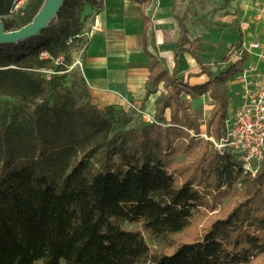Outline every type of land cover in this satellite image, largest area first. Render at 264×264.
Here are the masks:
<instances>
[{
  "label": "trees",
  "instance_id": "trees-1",
  "mask_svg": "<svg viewBox=\"0 0 264 264\" xmlns=\"http://www.w3.org/2000/svg\"><path fill=\"white\" fill-rule=\"evenodd\" d=\"M13 1L0 0L6 30L29 23L43 2L26 0L14 9ZM133 1L142 5L144 20L147 61L134 63L149 72L144 100L158 92L152 123L133 126L124 108L93 103L83 75L74 73L67 84L65 73H40L53 59L68 57L69 37L78 48L87 46L80 35L103 0H64L39 34L0 43V264H253L264 254V162L251 174L230 153L207 145L188 165L178 166L173 157L175 140L183 152L199 144L187 132L199 133L190 111L198 95L208 93L213 101L207 126L217 137L224 132L227 82L248 53L217 73L204 66L200 37L191 39L185 22L196 1L188 0L181 13L174 4L178 35L169 70L148 49L154 38L153 31L147 36L149 0ZM242 39L238 29L232 45L238 52ZM183 55L205 78H184L178 71ZM237 185L244 197L227 214L213 215L197 235L177 240L197 211L214 209ZM143 231L161 246L152 249Z\"/></svg>",
  "mask_w": 264,
  "mask_h": 264
},
{
  "label": "crops",
  "instance_id": "crops-1",
  "mask_svg": "<svg viewBox=\"0 0 264 264\" xmlns=\"http://www.w3.org/2000/svg\"><path fill=\"white\" fill-rule=\"evenodd\" d=\"M180 1L149 0L145 8V14L150 18L147 35H150L153 30L154 38L157 39L159 33L163 34L164 30L170 29L172 32L175 29L178 30L174 18V4H179ZM196 1L193 3L194 6L193 4L191 6L193 13L197 10ZM233 1L230 0L228 7H232ZM236 2L246 6L249 3V1L242 2L240 0ZM189 17L196 20L194 15H189ZM188 18L185 21L187 28ZM262 27L264 28V22ZM143 29L142 5L133 0H103L102 10L94 14L87 23L85 31L88 42L81 52L82 75L87 83L92 101L98 106L114 104L127 109L128 102H132L135 106L140 107V110H144L150 115L154 114V99L158 92L149 95L144 100L149 72L145 66L134 65L136 62L147 61L142 48ZM188 30L191 29L188 28ZM148 49L154 54L157 53L163 64L166 66L169 64V67L167 66L169 70L173 69L172 45L168 50H163L159 44L151 41L148 43ZM183 56L180 58L178 71L186 76L191 71L192 74L194 73L196 81L202 80L205 75H200L197 69H193L198 65H189L186 59L184 61ZM229 83L230 81L227 82L228 92L230 90ZM228 94L230 97V92ZM207 96V93L203 94L202 98ZM200 99L201 97L198 96L191 102L193 104L194 101L199 102ZM208 100L212 102L211 99ZM232 101L229 98V107L232 105L230 104Z\"/></svg>",
  "mask_w": 264,
  "mask_h": 264
},
{
  "label": "rangeland",
  "instance_id": "rangeland-1",
  "mask_svg": "<svg viewBox=\"0 0 264 264\" xmlns=\"http://www.w3.org/2000/svg\"><path fill=\"white\" fill-rule=\"evenodd\" d=\"M187 1L188 0H181L179 4H176L175 5L176 11L181 13L183 9L186 7ZM236 1L237 0L233 1L232 7H228V3L230 1L225 3V0H197L196 1L197 10H195L196 12L193 13L192 11H190L189 14V15H194L196 17V20L190 19L189 16H188L189 18L187 19L188 28L191 29L189 31V36L191 37V39H195V37H200L198 42V45L200 47L199 55L203 61V65L214 73H217L220 70L227 67V65L240 54L232 46L237 37L238 29H240L243 38L245 39H251V40L264 39V28L262 27L264 22L263 21L264 12H261L262 7L264 6V0H240L242 2L249 1L248 3L249 6L240 5ZM91 18L92 17L90 16L88 17L87 20L89 21ZM193 20L195 21L193 22ZM242 21L250 22V27L245 31L241 30L240 28V23ZM85 24L87 25V23ZM235 26L237 27L235 28ZM177 34H178V30L176 29L173 30V32L170 29H168L167 31L164 30L163 34L159 33L157 39L153 38L152 43L156 42L157 44H159V46H161L163 50H168L172 45L173 41L176 39L175 36H177ZM147 36L149 38V35ZM78 49L79 48L76 45L70 47V51L69 54H67L68 57L66 59H64L62 56L59 57V59H53L52 62L49 64V67L47 69H41L40 73L46 77H49L53 73H56V75L65 73L66 83L70 84V82L74 79V73L78 75H82L80 71V66L78 63H76L77 60L81 61V56H82L81 52H79ZM40 56L46 57L43 56L42 53H40ZM183 58L184 61L186 59L189 62V65L190 64L197 65L195 60H193V58H191L190 56L184 55ZM251 60H253V58L249 59L248 57L244 65ZM57 66H59L57 68L58 70L55 71ZM167 66L169 67V64H167ZM196 67L197 68H195L194 66L193 69H197L199 72L200 71L199 66ZM193 74L191 71L187 74V76L182 73L184 78L190 80L191 82L196 81L194 79L195 76ZM231 83L232 82L230 81L229 98H232L233 100L235 98L234 94L237 91V85ZM198 96L201 97L199 102L194 101L192 104L191 102L192 99H190V104H191L190 111H191V116L195 117L200 122L199 133L196 134L192 130H188L187 132L189 133L190 136L194 137V139L199 144L192 150V152H183L179 147L181 143L180 140L178 139L175 140L176 151L173 157L175 160H177L180 163L178 164V166L188 165L193 161H195L198 158L199 153L203 149L202 147L204 145H207L208 150L214 149L218 153L222 152L220 150V138L224 132L217 137L215 136L213 129L207 126V121L213 109V101L211 102L210 100H208L211 99L209 95L205 98H202V95H198ZM198 96H196L195 98H197ZM230 104L233 105V101ZM139 108L140 107L131 108V106L128 105L127 109H125L129 111L133 116V121L131 123V125L133 126H136L139 122L143 121L141 120L142 118L141 115L139 114V110L141 108L140 109ZM234 189L231 192L225 194L224 196H221L218 202L216 203L217 205L215 206L214 209L212 210L201 209L197 211V213L194 214L193 220L190 223V225L187 227V229L180 235L176 236L177 240L190 239L191 237L197 235L201 231L203 226L209 224L213 215L224 216L225 214H227L233 208V206L237 202L241 201L244 197L243 189L240 188L239 185H237ZM207 198L210 200L211 196H208ZM124 227L128 229H134L137 228V225L124 223ZM143 235L147 240L148 245L152 249L161 246L162 241L157 240L148 231H143ZM262 263H264V254H262L258 259H256L253 262V264H262Z\"/></svg>",
  "mask_w": 264,
  "mask_h": 264
},
{
  "label": "built area",
  "instance_id": "built-area-1",
  "mask_svg": "<svg viewBox=\"0 0 264 264\" xmlns=\"http://www.w3.org/2000/svg\"><path fill=\"white\" fill-rule=\"evenodd\" d=\"M25 1L14 0L13 8L23 7ZM261 12H264V6ZM249 27V21L240 23L243 31ZM80 36L86 37L87 33ZM66 43L73 47L76 44L75 37H69ZM84 48L85 44L81 45L78 51L82 52ZM243 51H246L249 59L253 60L243 65L242 70L230 80L231 84L237 85V91L234 94L233 105L227 111L224 133L220 138V150L221 153L233 155L245 171L255 174L264 162V39L243 38L239 53ZM42 55L46 56V53L42 52ZM76 63L83 73L81 61L77 60ZM128 105L137 108L132 102H128ZM139 114L141 120L147 123L154 122L153 115L144 110H139Z\"/></svg>",
  "mask_w": 264,
  "mask_h": 264
},
{
  "label": "water",
  "instance_id": "water-1",
  "mask_svg": "<svg viewBox=\"0 0 264 264\" xmlns=\"http://www.w3.org/2000/svg\"><path fill=\"white\" fill-rule=\"evenodd\" d=\"M64 0H43L32 20L14 30H6L0 18V43H16L40 33L56 17Z\"/></svg>",
  "mask_w": 264,
  "mask_h": 264
}]
</instances>
